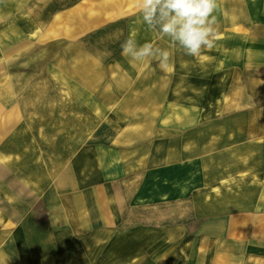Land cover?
Here are the masks:
<instances>
[{
  "label": "rangeland",
  "instance_id": "rangeland-1",
  "mask_svg": "<svg viewBox=\"0 0 264 264\" xmlns=\"http://www.w3.org/2000/svg\"><path fill=\"white\" fill-rule=\"evenodd\" d=\"M215 14L191 56L133 0H0V264L211 260L245 221L264 248V0Z\"/></svg>",
  "mask_w": 264,
  "mask_h": 264
},
{
  "label": "clouds",
  "instance_id": "clouds-1",
  "mask_svg": "<svg viewBox=\"0 0 264 264\" xmlns=\"http://www.w3.org/2000/svg\"><path fill=\"white\" fill-rule=\"evenodd\" d=\"M220 3L221 0H133L148 31L167 37L170 47L179 46L191 56L214 46L218 34L215 13L220 10ZM121 48L133 65L153 58L165 72L170 69L169 50L152 42L139 45L130 35Z\"/></svg>",
  "mask_w": 264,
  "mask_h": 264
},
{
  "label": "crops",
  "instance_id": "crops-1",
  "mask_svg": "<svg viewBox=\"0 0 264 264\" xmlns=\"http://www.w3.org/2000/svg\"><path fill=\"white\" fill-rule=\"evenodd\" d=\"M240 225H242V229H233L231 227L228 228V246L226 250L219 248V243H222L219 240L221 238L220 232H215V229H213V241H218L216 244H212L213 254L216 257L212 258L211 260L206 259L205 256L208 252L205 251L202 252L204 258H191L187 260L186 264H264V253L261 251V249L264 250L263 245L260 242H255L254 244L251 243L253 228L249 226L246 221L243 224L240 223ZM233 230L237 232L240 231L239 234L243 233L242 239L244 240L240 243H242L244 246L242 245L243 253L240 256L236 255L235 250L232 249V247H235V238L233 241H231V232Z\"/></svg>",
  "mask_w": 264,
  "mask_h": 264
}]
</instances>
